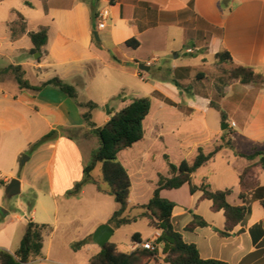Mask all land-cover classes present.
Listing matches in <instances>:
<instances>
[{"label": "crops", "instance_id": "obj_1", "mask_svg": "<svg viewBox=\"0 0 264 264\" xmlns=\"http://www.w3.org/2000/svg\"><path fill=\"white\" fill-rule=\"evenodd\" d=\"M41 3L44 16L36 22L37 31H30V21L23 17L26 33L13 39L10 32L12 52L26 50L35 60H26L11 66H21L25 79L32 86H40L56 77L74 86L78 93L79 90L85 93L88 87L93 85L96 88V97L88 95L87 100H81L92 101L99 106L92 113V117L96 111H102L111 100L123 98L131 85V79L144 80V73L138 67L140 64L148 65L150 70L153 69L156 76L163 80L177 81L181 87L190 85L193 78L205 79L206 76H203L200 70L213 73L218 69L221 73L220 68L227 69L226 64L251 67L264 75V0H41ZM93 4H96L97 15L103 9L110 10L111 19L105 30H98L97 19L93 23ZM27 5L32 7L31 3ZM17 20L18 18L12 22ZM42 28L48 30L49 37L41 59L38 60V55H33L31 51L32 42L27 48H22L20 43L24 38H29L30 32H38ZM95 31L99 33L100 38L96 43L93 39ZM130 40H136L139 46H128L127 42ZM190 43H193L194 49L186 47ZM189 50L193 52L189 53ZM223 52L231 55L232 62L221 64L217 61L216 55ZM197 53H200L201 57L197 56ZM188 55L194 57L191 63L184 65L179 62L182 56ZM207 55L213 56L215 60L211 68L206 69L204 64L202 69L192 63L196 60L206 63ZM112 56L119 61L113 60ZM7 70L3 74L12 77L14 88L0 89V103H3L0 106V127L16 131L23 136L33 133L43 136L56 130L58 136L55 141L45 145L49 152L44 164L48 193L41 196V187L37 183L31 185L36 194L31 215H14L16 226L8 245H0V248L15 254L28 222L32 221L44 226V247L42 254L33 258L30 264H89L91 258L102 250L93 241L94 233L102 224H109L116 212L104 223L99 219L95 223L91 222L96 218L94 213L98 212L103 201L101 195L107 194L96 186L97 182L85 185L75 196L68 195L75 185L83 180L86 166L80 142L73 137V133L84 139L93 135L91 128L82 118L83 110L59 89L48 86L39 93L21 91L15 76ZM7 79H2L3 85L7 86ZM217 80L221 81V76H218ZM156 92L163 95L164 99L155 97ZM152 96L165 104L160 107V111L165 114L160 118H151L147 126L145 121L144 140L119 156L132 181L129 206L135 185L141 186L145 168L149 162H154V150L164 140V119L168 121L175 110L188 117L197 112L205 113L208 108L212 109L211 102L215 101H204L199 97L197 102L183 107L158 90H155ZM218 98V104L227 118L228 140L233 143L242 139L247 148H250L246 154L251 153L254 148L263 150L264 87L243 85L240 81H235ZM167 100L172 102V105ZM108 110L109 114L108 111L98 113L99 123L92 120L96 128L104 126L117 112L116 109ZM149 117L150 115L147 119ZM234 119L240 120V123H236ZM233 123L236 124L235 127ZM234 128H239V131ZM148 130L151 131L150 138ZM224 132L214 131L206 139H202L194 129L193 144L179 142L171 149L166 147L161 156L163 159L167 156L172 162L169 152L175 151L179 165L185 160L193 162L199 149L210 153L217 146H224L212 161L197 171L193 181L211 191L231 189L232 194L227 200L233 206L247 207L245 221L232 231H227L224 212H215L211 201L201 200L202 193L193 196L188 184L177 190V193L190 192L189 200L184 204L180 203L176 194L172 195V192L167 190L162 191L161 196L165 199L168 195L173 196L170 201L176 203L179 210L174 213L172 224L185 242L198 247L203 258L229 264H264V170L261 166L254 167L246 177L248 185L242 187L240 175L255 162L241 158L240 153H237L233 154L234 157L244 162L237 173L236 183L231 185L226 180L215 183L205 173L210 167L217 165L218 157L227 153L225 149L231 146V143L225 146ZM69 133H72V136ZM143 142L145 144L141 146ZM30 143L27 141V144ZM74 171L76 174L72 178ZM165 176H168V173ZM11 178L4 176L1 180L9 184ZM21 180L23 187L25 180ZM92 186L96 187L95 191L87 190ZM139 192L142 193L141 188ZM242 192L244 199L240 198ZM152 197L153 195L149 198ZM147 203L134 204L131 208H140ZM81 208L87 211L84 213ZM85 214L90 218L83 223L81 218ZM196 217L203 220L206 226L198 225L189 229ZM128 218L132 222L136 221V217ZM148 221L149 233H134L139 234L143 242L154 241L161 235L159 230L150 225L149 218ZM22 224L18 237L17 229ZM9 225L6 223L5 227ZM111 226L115 230L114 234L124 227ZM86 239L88 242L81 249L72 248L74 244ZM142 243L131 242L126 252L120 251L115 243L112 244L122 253H132L142 249ZM158 248L157 258L149 264H170L165 262L166 255L162 252V245H158Z\"/></svg>", "mask_w": 264, "mask_h": 264}, {"label": "rangeland", "instance_id": "obj_2", "mask_svg": "<svg viewBox=\"0 0 264 264\" xmlns=\"http://www.w3.org/2000/svg\"><path fill=\"white\" fill-rule=\"evenodd\" d=\"M27 3H31L32 7L28 6ZM41 5V0H0V89L2 87L6 90L14 88L12 77L8 74H3L6 69L11 65H18L26 60H35V57L30 56L26 50L12 52L9 24L20 15L30 21V31H37L36 29L38 28L36 22L44 16V8L41 7ZM30 44L31 41L28 37L24 38L20 43L22 48H27ZM186 47L194 49L193 43L188 44ZM196 55L201 57L200 53H197ZM36 57V59H39L41 55ZM172 57L174 56H171V58ZM193 58L194 57L190 55L182 56L179 62L188 65ZM206 59V63H203L200 60H196L192 63H195L197 67H201L202 69H204V64H206V69L211 68L215 62L214 57L207 55ZM226 67L227 69L220 68L221 73L218 69L213 73H210L207 70L204 72L200 70L199 72L203 73V76H206V78H193L190 85H185L182 88H178L172 81L159 78L156 76L153 69L148 72H143L144 80L131 79V85L127 89V93L123 95V98L111 100V102L104 106L102 111H96V113H94L92 120L99 123L98 113L107 112L108 108L116 109L117 112H120L134 97H149L152 100L153 106L150 117L146 120L147 126L151 118H160L163 113L165 114V112L162 113L160 111V107L165 104L152 96V93L155 90L162 92L176 104L183 107L188 106L191 102H197L199 97L204 101L215 100L219 103L220 100L218 97L235 82L229 77V71L232 70V66L226 64ZM218 76H221V81L217 80ZM3 78H8L7 80L9 81L7 86L3 85ZM95 90L96 88L93 85L89 86L85 93L80 92L79 90L80 99L85 101L87 100L86 97H88V95L96 97ZM2 105L3 103H0V106ZM171 115L172 116H169L168 121L164 119V122L166 123L163 132L164 140L161 141L154 150L155 160L154 162H149L146 166L141 186L138 187V184L135 183L136 187L131 198V205L123 216L124 218H128V216L136 217V221L120 228L111 238L110 243H115L122 252L127 251V246L132 242V237L136 231H142L143 233L150 232L146 211L142 208L131 207L134 204L147 203L150 199L149 197L153 195L159 175H167L169 171L168 163L162 158L161 152L164 151L166 147L171 149L173 145L178 144L179 142L186 145L193 144L195 142L194 129H196L199 137L202 139H206L208 135L214 131L223 130L221 115L213 108H208L205 113L197 112L191 117L178 112V110H175ZM235 122L240 123V120H235ZM234 130L239 131V128H234ZM224 131V144L227 147L228 144L231 143L230 140H228L229 130ZM150 133L151 131L148 130L149 138L151 136ZM69 134L72 136V133ZM45 136L46 135L42 136L34 133L23 136L16 131H9L5 127H0V180L4 176L12 177L11 179H18L21 182V179L25 180V184L22 187V194L11 199L6 197L5 188L0 189V245H8V240L16 226L14 215L21 216L24 215V213H27L28 216L31 215V210L36 198V194L31 188V185L37 183L41 187V196L48 193V184L46 176L44 175V164L49 156L48 149L45 145L50 141L41 142ZM73 137L80 142L81 149L84 153L85 165L90 164L93 160V154L97 151L100 145L98 137L96 135H91L85 137V140V138L83 139V137L75 133H73ZM55 140L56 138L53 141ZM27 141H30L31 143L27 144ZM144 144L145 143L143 142L141 146ZM225 150L227 153H223L218 157L217 165L210 167L205 173H207V176H209L215 183L226 180L228 184L232 185L233 183H236L237 173L244 162L239 158L236 159L233 154L242 152L248 153L250 148H247L246 143L242 139H239V141L231 143V146H228ZM169 153L173 159H171L172 162L178 165L176 152L170 150ZM24 161L25 164L22 165V162ZM119 161L122 163L121 159H119ZM75 174L74 171L72 174V176H74L72 178L75 177ZM92 177L98 183L96 185L97 187L107 190V185L102 180L100 164L95 166L92 171ZM140 188L142 189V193L139 192ZM87 190L95 191L96 187L92 186ZM169 192H172V195L176 194L182 204L189 200L190 192L186 191L177 193V190ZM172 195H168L169 199H167L171 200L173 197ZM101 196L103 201L98 208V212L94 213V217L96 218L91 221L92 223H95L97 219L104 223L109 217H112V214L115 211L119 210V205L115 202L113 197L107 194ZM82 207L84 206L82 205ZM81 211L85 213L87 209L81 208ZM89 218L90 217L85 214L81 219L84 223ZM6 223H9L10 225L5 227ZM23 224L17 229L19 232L18 237L20 236Z\"/></svg>", "mask_w": 264, "mask_h": 264}, {"label": "trees", "instance_id": "obj_3", "mask_svg": "<svg viewBox=\"0 0 264 264\" xmlns=\"http://www.w3.org/2000/svg\"><path fill=\"white\" fill-rule=\"evenodd\" d=\"M91 12L94 23L98 16L96 4H93L91 7ZM9 29L13 39L25 34V19L19 15L17 21L9 24ZM28 36L33 44V49L31 50L33 55L40 54L42 56L43 49L48 43V30L42 28L38 32H30ZM93 39L96 43V38L93 37ZM127 45L137 48L139 43L136 40H130L127 42ZM40 59L41 57L38 60ZM112 59L119 61L115 56H112ZM216 59L221 64L232 62L231 55L227 52L217 54ZM7 72L13 73L21 91L30 90L39 93L48 86H54L83 110L82 118L85 124L91 128V134L98 137L100 145L93 154L92 162L84 168L83 180L77 183L68 195L75 196L80 193L85 185L96 183L92 177V171L97 164H100L102 180L107 185V190L105 191L119 205V210L114 213L109 224L120 228L131 223V219L124 218L123 216L129 208L132 181L128 170L119 161V156L122 152L131 149L135 144L144 140L146 134L145 121L152 110L151 98L131 99L104 126L96 128L95 123L92 121V113L99 106L92 101H81L79 93L74 86L66 84L58 77L40 86H32L25 79V73L21 66H10ZM229 77L231 80L240 81L243 85L252 84L257 87H264V75L251 67L232 66V70L229 71ZM173 83L178 88H182L177 81L173 80ZM154 96L164 99V96L158 92ZM167 102L172 105V102L169 100ZM211 107L220 113L223 124H227L226 115L220 105L216 101H212ZM57 136L58 132L56 130L52 131L41 142L52 141ZM223 148L224 146H217L210 153L199 149L193 162L185 160L179 165L172 163L167 156L165 157L169 167L168 176L159 175L153 197L147 204L140 207L146 211V215L151 221L150 225L161 232L156 244L162 245V252L166 255L165 262L170 264H229L220 260L205 259L201 256L196 245L185 242L183 236L172 224L173 215L179 210V207L176 203L161 196V192L164 190H178L188 184L193 196H196L197 193H202L201 200L211 201L215 212H224L225 228L227 231H232L242 224L246 219L248 209L246 206H233L228 202L227 198L232 194L231 189L211 191L208 187L198 186L193 181V177L197 171L212 161ZM239 157L246 158L250 162H255L240 175L241 186L246 187L248 185L246 177L253 171L254 167L261 166L264 170V149L259 150L258 148H254L249 154L240 153ZM7 185L8 183L0 180V189L5 188ZM240 198H245L244 192L241 193ZM195 205L197 206V201ZM198 225L206 226V223L196 217L190 224L189 229ZM43 229L44 226H40L32 221L28 222L20 247L15 254L0 248V264H30L33 258L39 257L44 247ZM87 242L88 239L83 240L74 244L72 248L74 250L81 249ZM132 242L142 243L143 240L139 234H136L132 237ZM158 254V250L150 251L143 248L132 253H122L115 244L108 243L98 255L91 258L89 264H149L157 258Z\"/></svg>", "mask_w": 264, "mask_h": 264}, {"label": "water", "instance_id": "obj_4", "mask_svg": "<svg viewBox=\"0 0 264 264\" xmlns=\"http://www.w3.org/2000/svg\"><path fill=\"white\" fill-rule=\"evenodd\" d=\"M94 37L96 38V41L99 42V33L95 31ZM39 55V54H36ZM139 69L143 72L150 71V67L148 65L140 64ZM109 114V110H108ZM227 129V125L223 124V130ZM25 164V161L22 162V165ZM5 194L6 197L11 199L13 197L19 196L22 194V187H21V181L18 179H12L9 184L5 187ZM115 230L110 224H103L101 225L96 232L93 235V241L100 246L102 249L106 247L108 243H110V240L114 234Z\"/></svg>", "mask_w": 264, "mask_h": 264}, {"label": "built area", "instance_id": "obj_5", "mask_svg": "<svg viewBox=\"0 0 264 264\" xmlns=\"http://www.w3.org/2000/svg\"><path fill=\"white\" fill-rule=\"evenodd\" d=\"M111 19V14H110V10L108 8L103 9L101 11L98 12V16H97V28L99 31L105 30L108 26H109V21ZM192 50H189V53H192ZM236 124L233 123V127H235ZM160 238V234L156 237V239L154 241L149 240L147 242H143L141 244V247L143 249L146 250H150V251H157L158 245L156 244L157 240Z\"/></svg>", "mask_w": 264, "mask_h": 264}]
</instances>
